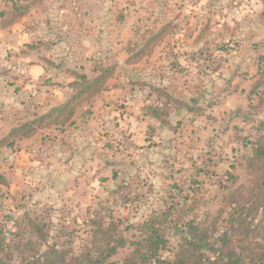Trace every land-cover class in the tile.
I'll use <instances>...</instances> for the list:
<instances>
[{
    "label": "rangeland",
    "instance_id": "1",
    "mask_svg": "<svg viewBox=\"0 0 264 264\" xmlns=\"http://www.w3.org/2000/svg\"><path fill=\"white\" fill-rule=\"evenodd\" d=\"M261 56L264 0H0V256L94 251L97 220L124 240L106 264L152 226L164 260L205 237L207 258L264 264ZM111 66L66 124L10 136Z\"/></svg>",
    "mask_w": 264,
    "mask_h": 264
},
{
    "label": "trees",
    "instance_id": "2",
    "mask_svg": "<svg viewBox=\"0 0 264 264\" xmlns=\"http://www.w3.org/2000/svg\"><path fill=\"white\" fill-rule=\"evenodd\" d=\"M18 9L20 8L17 6L16 10ZM162 35L163 34L159 33L154 36L137 58L132 54L127 62L134 63L143 53H149ZM147 49L150 50L146 51ZM260 59L264 65V56H261ZM113 73L114 68L111 66L105 69L102 68L100 73L93 79H90L87 74L79 76L78 79L67 84L74 92L69 100L58 106L52 107L48 112L38 116L35 120L20 124V126L14 128L10 132V136L14 138H29L35 135L38 129L66 124L74 116L75 109L83 102L91 100L98 94L105 86L106 80L109 79ZM262 125L264 127V122ZM13 144L14 142L11 145L13 146ZM255 160L259 163L254 171L255 179L264 181V138L259 140L258 147L256 148ZM255 172L258 173L255 174ZM93 222L96 225L93 231L94 239L92 242L93 245H95L94 251L90 247L77 255L70 249L59 250L53 247L45 251L44 264H106L108 259L116 254L118 248L124 246V240L114 235L113 226L115 225L113 222H111L108 227L107 225L105 226V223L102 221L96 220ZM146 230L149 233L144 244L140 242L137 243L136 250L124 264H138L136 257L140 259L139 263L143 264H148L152 261L156 264H203L204 260L208 261L209 264H218V262H220V264H238L241 261V258L227 247L222 248V255L218 259L212 260L207 258L202 252L204 249L202 241L205 237L200 238L201 240L196 243L194 242L195 240L187 241V243L191 245L186 249H181L174 261L164 260L158 256V253L160 248L165 246L166 240L159 234V229L154 226ZM42 240L45 241V238L42 237ZM27 243L28 245L31 244L30 242ZM144 249H146L145 252ZM3 251V245L0 244V254L3 253ZM190 252L194 254L190 255ZM11 257L12 256H8L7 254L0 256V264H13Z\"/></svg>",
    "mask_w": 264,
    "mask_h": 264
}]
</instances>
